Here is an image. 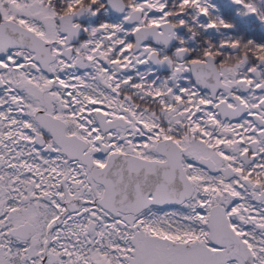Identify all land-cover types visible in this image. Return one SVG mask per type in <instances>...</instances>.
<instances>
[{"label":"snow or ice","instance_id":"6c2138e0","mask_svg":"<svg viewBox=\"0 0 264 264\" xmlns=\"http://www.w3.org/2000/svg\"><path fill=\"white\" fill-rule=\"evenodd\" d=\"M0 264H264V0H0Z\"/></svg>","mask_w":264,"mask_h":264}]
</instances>
